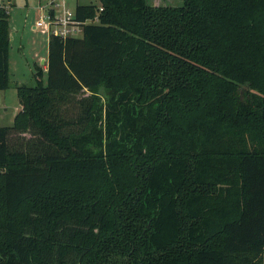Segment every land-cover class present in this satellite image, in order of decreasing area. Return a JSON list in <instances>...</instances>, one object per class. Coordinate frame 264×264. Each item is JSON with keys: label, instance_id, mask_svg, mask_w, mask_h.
<instances>
[{"label": "trees", "instance_id": "trees-1", "mask_svg": "<svg viewBox=\"0 0 264 264\" xmlns=\"http://www.w3.org/2000/svg\"><path fill=\"white\" fill-rule=\"evenodd\" d=\"M96 1L0 126V264H264V0Z\"/></svg>", "mask_w": 264, "mask_h": 264}, {"label": "rangeland", "instance_id": "rangeland-1", "mask_svg": "<svg viewBox=\"0 0 264 264\" xmlns=\"http://www.w3.org/2000/svg\"><path fill=\"white\" fill-rule=\"evenodd\" d=\"M97 3L96 0H79ZM155 5L181 6L183 0H150ZM10 12V85L0 90V126H11L21 108L17 86L34 85L35 65L48 58V39L33 28L37 18V0H0ZM27 137L29 135H26ZM264 259V257H263Z\"/></svg>", "mask_w": 264, "mask_h": 264}, {"label": "built area", "instance_id": "built-area-1", "mask_svg": "<svg viewBox=\"0 0 264 264\" xmlns=\"http://www.w3.org/2000/svg\"><path fill=\"white\" fill-rule=\"evenodd\" d=\"M82 4L86 3L79 0H37L35 8L38 15L33 28L47 36L48 41L53 37L62 40L80 37L86 25L98 21L97 17L80 19L78 7ZM8 8L0 4V9L9 12Z\"/></svg>", "mask_w": 264, "mask_h": 264}, {"label": "crops", "instance_id": "crops-1", "mask_svg": "<svg viewBox=\"0 0 264 264\" xmlns=\"http://www.w3.org/2000/svg\"><path fill=\"white\" fill-rule=\"evenodd\" d=\"M48 42H49V41H48ZM48 45H49V44H48ZM42 61H43V63H44L43 66H42V68L44 69V72H46V70H47V59H43ZM21 109H22V106H21L20 110H21ZM20 110H19V111H20ZM16 115H17V114H16ZM16 115H15V116H16ZM14 118H15V117H14Z\"/></svg>", "mask_w": 264, "mask_h": 264}]
</instances>
